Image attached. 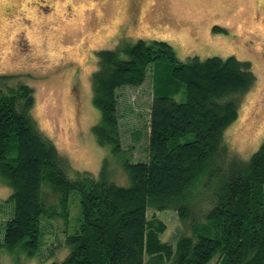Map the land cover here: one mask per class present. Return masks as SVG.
Segmentation results:
<instances>
[{"label":"trees","instance_id":"1","mask_svg":"<svg viewBox=\"0 0 264 264\" xmlns=\"http://www.w3.org/2000/svg\"><path fill=\"white\" fill-rule=\"evenodd\" d=\"M97 57L93 103L101 120L92 131L99 146L122 159L129 185L108 176L106 160L99 179L69 177V162L33 117L34 90L0 76V178L14 204L0 250L34 258L42 221L67 224L75 192L80 223L67 235L70 252L59 264H264V142L245 160L230 155L225 138L255 86L251 62H182L164 41ZM149 75L148 156L134 162L122 148L118 91L141 87ZM150 210L178 214L183 231L175 244L162 240L167 225Z\"/></svg>","mask_w":264,"mask_h":264},{"label":"rangeland","instance_id":"2","mask_svg":"<svg viewBox=\"0 0 264 264\" xmlns=\"http://www.w3.org/2000/svg\"><path fill=\"white\" fill-rule=\"evenodd\" d=\"M139 41H164L182 62L235 57L249 61L255 86L242 99L238 119L225 132L231 156L249 160L264 142V0H0V76L9 86L35 92L33 117L40 132L69 162L68 175L109 177L128 186L122 159L101 147L93 127L101 120L93 103L97 53ZM123 152L146 160L150 136L152 76L141 87L118 91ZM124 156V155H123ZM127 156V157H128ZM12 190L0 178V246L14 211ZM80 196H70V215L42 221L34 258L0 250V264H59L69 254L66 237L79 226ZM167 225L162 240L175 244L183 227L173 211H149ZM217 259L214 260V262Z\"/></svg>","mask_w":264,"mask_h":264}]
</instances>
